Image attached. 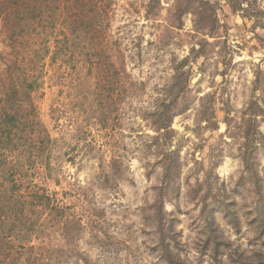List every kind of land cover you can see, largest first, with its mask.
I'll return each mask as SVG.
<instances>
[{
    "label": "rangeland",
    "instance_id": "1",
    "mask_svg": "<svg viewBox=\"0 0 264 264\" xmlns=\"http://www.w3.org/2000/svg\"><path fill=\"white\" fill-rule=\"evenodd\" d=\"M35 260L264 264V0H0V264Z\"/></svg>",
    "mask_w": 264,
    "mask_h": 264
},
{
    "label": "trees",
    "instance_id": "2",
    "mask_svg": "<svg viewBox=\"0 0 264 264\" xmlns=\"http://www.w3.org/2000/svg\"><path fill=\"white\" fill-rule=\"evenodd\" d=\"M180 23V21H178V24ZM175 23H168V25L170 26V27H174L175 25H174ZM173 89V88H172ZM175 112L176 111H173L171 114L169 113V114H166V116H163V118L161 119V121H160V125L157 127V131L159 132V131H163V132H165V135L166 134H168V133H170L171 132V122H172V119H173V117L175 116ZM206 120V122H208L209 124H211L210 122V120H211V118L209 117V119H205ZM11 197L12 198H17L16 196H14V193H12L11 194ZM42 203V202H41ZM16 206H15V205ZM13 204V206H12V211H13V208L15 209V208H17L18 209V211H16L15 210V212H12V214L14 215V216H18L19 217V220H17V222L19 223V227L21 228V229H24L27 225H28V223H26V222H23V219H24V215H25V212H26V209H25V207H23L22 205H21V202L18 200L16 203H14ZM41 205H43V207L41 206ZM41 205H39L38 206V208H40V209H38V211L36 212V213H41V212H43L44 210H45V208L46 207H48V203H46V202H44L43 204H41ZM55 210H57V209H55ZM53 216V215H52ZM18 225V224H17ZM28 229H30V228H28ZM23 241H25V235H22L21 237H20V240L18 239V241H17V243L18 244H22V242ZM38 260H35L34 261V264H49L48 262H44V261H40V262H37Z\"/></svg>",
    "mask_w": 264,
    "mask_h": 264
}]
</instances>
